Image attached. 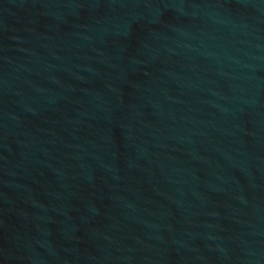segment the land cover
<instances>
[{
	"label": "water",
	"instance_id": "obj_1",
	"mask_svg": "<svg viewBox=\"0 0 264 264\" xmlns=\"http://www.w3.org/2000/svg\"><path fill=\"white\" fill-rule=\"evenodd\" d=\"M0 264H264V0H0Z\"/></svg>",
	"mask_w": 264,
	"mask_h": 264
}]
</instances>
